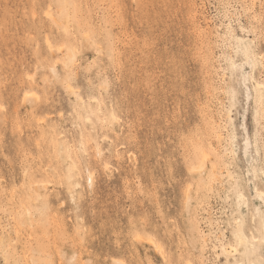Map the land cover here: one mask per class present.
<instances>
[{"label": "rangeland", "instance_id": "rangeland-1", "mask_svg": "<svg viewBox=\"0 0 264 264\" xmlns=\"http://www.w3.org/2000/svg\"><path fill=\"white\" fill-rule=\"evenodd\" d=\"M0 264H264V0H0Z\"/></svg>", "mask_w": 264, "mask_h": 264}, {"label": "bare ground", "instance_id": "bare-ground-1", "mask_svg": "<svg viewBox=\"0 0 264 264\" xmlns=\"http://www.w3.org/2000/svg\"><path fill=\"white\" fill-rule=\"evenodd\" d=\"M217 125V124H216ZM219 130V129H218ZM221 133V132H220ZM222 134V133H221ZM218 137V136H217ZM221 140V139H220ZM213 149V147L211 148V150ZM214 150H215V148H214ZM206 150H204V152H205ZM213 151V150H212ZM214 152V151H213ZM208 153V152H207ZM204 156V155H203ZM205 156H206V154H205ZM208 159V158H207ZM205 162V161H204ZM203 164V163H202ZM204 165V164H203ZM212 169V168H211ZM213 171V170H212ZM215 178V177H214Z\"/></svg>", "mask_w": 264, "mask_h": 264}]
</instances>
